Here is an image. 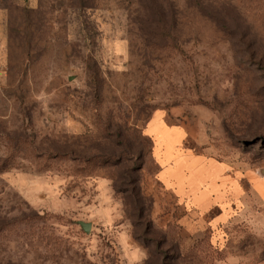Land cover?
<instances>
[{
    "label": "rangeland",
    "instance_id": "1",
    "mask_svg": "<svg viewBox=\"0 0 264 264\" xmlns=\"http://www.w3.org/2000/svg\"><path fill=\"white\" fill-rule=\"evenodd\" d=\"M166 126L241 174L219 223ZM0 264H264V0H0Z\"/></svg>",
    "mask_w": 264,
    "mask_h": 264
},
{
    "label": "crops",
    "instance_id": "2",
    "mask_svg": "<svg viewBox=\"0 0 264 264\" xmlns=\"http://www.w3.org/2000/svg\"><path fill=\"white\" fill-rule=\"evenodd\" d=\"M162 123L159 115H155L152 125ZM170 137L175 138L172 145V158L165 161V141L154 136L155 151L158 156L160 179L167 191H172L178 200L179 206L187 208L188 225L197 228L202 216L213 207H219L222 213L214 223L227 218L225 211L226 199L237 198V191L241 174L233 172L228 164L207 154H198L184 150L182 144L188 136L186 130L177 126H166ZM194 140L201 144L204 139L201 133L194 136ZM172 167L175 177H169L167 170ZM248 180H250L248 178ZM252 182V181H251ZM253 183H250L252 186ZM240 193V191H239Z\"/></svg>",
    "mask_w": 264,
    "mask_h": 264
},
{
    "label": "water",
    "instance_id": "3",
    "mask_svg": "<svg viewBox=\"0 0 264 264\" xmlns=\"http://www.w3.org/2000/svg\"><path fill=\"white\" fill-rule=\"evenodd\" d=\"M79 226L81 227L82 231L84 233H88L89 230H90V223H86V222H82V221H79L78 222Z\"/></svg>",
    "mask_w": 264,
    "mask_h": 264
}]
</instances>
